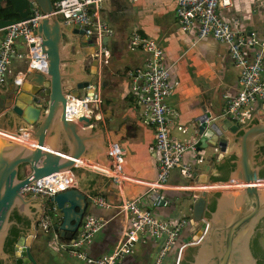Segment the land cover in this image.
Wrapping results in <instances>:
<instances>
[{"label": "water", "instance_id": "obj_1", "mask_svg": "<svg viewBox=\"0 0 264 264\" xmlns=\"http://www.w3.org/2000/svg\"><path fill=\"white\" fill-rule=\"evenodd\" d=\"M53 1L0 0V7L10 2L22 20L32 8L43 14L35 37V49L42 51L40 68L28 70L20 83L12 79V85L0 87V261L10 264H39L30 244L40 236L44 198L27 196L22 188L39 179L57 180L68 188L51 199L59 216L46 234H52L48 242L56 245L77 234L90 197L108 192L102 190L110 166L103 128L90 113L68 120L66 103L68 95L79 96L89 83L108 86V79L97 78L100 44L82 25L72 22L71 28L60 20ZM113 6L117 0L101 1L102 9ZM19 19H0V31L5 33ZM107 41L103 35L101 44ZM83 61L88 63L85 73ZM248 121L242 125L220 111L204 113L190 126L196 156L187 180L191 186H207L192 190L194 234L183 239L179 263L192 249L191 264H257L251 239L264 218V113ZM219 155L224 156L217 165ZM13 213L25 219L23 226L11 218ZM13 226L20 233L8 252L5 242Z\"/></svg>", "mask_w": 264, "mask_h": 264}, {"label": "crops", "instance_id": "obj_2", "mask_svg": "<svg viewBox=\"0 0 264 264\" xmlns=\"http://www.w3.org/2000/svg\"><path fill=\"white\" fill-rule=\"evenodd\" d=\"M117 2L118 6H113V9H102L100 12L102 20L110 25L111 32L108 34L106 44L109 61L97 76V78L102 77V82L108 79V86L101 84V114L97 124L98 127L103 128L106 144L108 140H112L124 150L121 162L123 181L121 186H117L109 177L102 187V190L108 188V192L95 194L103 196L112 206L102 208L90 204L88 213L104 221L103 227L94 235L91 244L86 248L87 254L91 257L109 254L117 245L123 219L116 206L124 198L140 197L145 200V207H151L155 214L162 218L184 216L191 220V217L183 214V211H186L188 206L191 212L193 192L207 186L198 182L192 183L191 186L189 180L182 176L177 168L173 169L168 180V189L159 190L163 196V204L152 205L153 191L149 186L157 177L154 127L145 115L144 107L134 102L129 94L131 83L129 72L141 67L148 54L141 48L131 47L133 34L138 33L140 36L154 40L164 53L170 77L175 82L174 90L168 98V103L176 113L171 127L173 137L187 138L179 127L193 126L194 120L204 113L212 115L220 111L224 113L223 96L233 95L239 88V70L230 59L228 46L212 36L198 38L196 24L187 31L182 30L173 1L117 0ZM4 5L5 3L2 2V6ZM219 13L230 22L239 35H249L254 32L258 39L264 41V0H231L229 6L219 8ZM60 20L64 21L63 18ZM67 24L72 28V24ZM3 35L4 32L0 31V40ZM87 64L83 61V73ZM26 66L25 59L11 60L9 66L11 74L8 79L10 85L12 79L22 81ZM80 92L84 93L85 89ZM251 111L250 120L264 113V101L255 102ZM25 136L29 134L25 133ZM106 156L109 158L108 152ZM223 156L219 155L217 165ZM191 158L192 154L185 152L183 160L189 163ZM192 227L191 221L188 229L186 228L180 235L179 243L188 235L194 234L191 232ZM39 232L40 236L37 240L44 239L50 249L47 252L43 251L40 249V244L33 247V243L37 240L32 241L30 250L39 264L85 263L70 256L65 249L59 252L53 249L54 246L48 242L52 234L42 232L40 227ZM159 246L160 242L156 241L140 243L136 248L134 245L122 264H154ZM69 256L75 259V262L68 260ZM169 261L175 264L174 248L170 251Z\"/></svg>", "mask_w": 264, "mask_h": 264}, {"label": "built area", "instance_id": "obj_3", "mask_svg": "<svg viewBox=\"0 0 264 264\" xmlns=\"http://www.w3.org/2000/svg\"><path fill=\"white\" fill-rule=\"evenodd\" d=\"M102 0H54V12L67 23L79 24L86 35L95 36L100 44L98 54L99 69L108 64L109 50L101 44L103 35L111 32V27L102 20L100 12ZM135 1V0H129ZM176 5V16L180 28L184 31L197 25V36H212L228 46L230 59L239 70V88L233 95H224V114L242 125L252 117V106L255 102L264 101V41L258 39L254 32L239 35L230 22L221 17L219 8L227 7L231 0H171ZM43 16L37 8H32L26 19L6 27L0 40V87H4L10 78V63L13 58L25 59L26 71L40 68L41 49H35L37 22ZM20 42V43H19ZM21 44V46L19 45ZM132 48H141L148 58L141 67L129 72L131 83L130 98L144 107L145 115L154 127V152L157 156V177L150 183L153 191V206L163 204L159 190L168 189V180L173 169H178L188 179L196 156V139L194 128L181 126L179 130L190 135L178 139L171 135V127L176 113L168 103L175 82L171 79L165 63L162 48L152 39L134 33L131 39ZM250 50V52H248ZM15 81V80H14ZM20 83L21 81H16ZM102 85L89 83L84 93L79 96H67L68 120L77 119V113H90L88 117L100 119ZM110 160L109 177L117 186L122 185L121 162L123 148L108 140ZM192 154L191 162L184 161L185 152ZM72 188H76L71 186ZM68 190L57 180L39 179L28 188H22L25 195H39L44 198L39 227L45 233L52 231L53 222L50 213L54 214V224L58 218V208L51 199L59 192ZM206 190V189H205ZM159 193V196H157ZM92 204L102 208L112 206L103 196L90 197ZM145 200L140 197L123 199L116 206L123 219V227L117 245L109 254L91 257L86 248L91 244L94 235L103 227L104 221L98 216L87 213L83 217L80 229L71 240L54 246L55 250H67L70 256L85 261L86 264H122L123 259L131 252L135 243L148 241L160 242L154 264H166L170 251L175 249V264L179 263L180 235L190 225L191 220L184 216L162 218L152 208L145 207ZM188 229V228H187ZM191 235H188V238ZM188 242H193L189 240Z\"/></svg>", "mask_w": 264, "mask_h": 264}, {"label": "flooded vegetation", "instance_id": "obj_4", "mask_svg": "<svg viewBox=\"0 0 264 264\" xmlns=\"http://www.w3.org/2000/svg\"><path fill=\"white\" fill-rule=\"evenodd\" d=\"M262 149L264 151V146L262 147ZM210 202L211 203L213 202V198L210 199ZM11 218L13 220H15L21 226L24 225L25 219H23L22 217L17 216L16 213H13ZM19 233H20V231H19V229H17L16 226H13L10 229L9 235H8V237L6 239V242H5V250L6 251L11 252L13 250L14 238L16 236L18 237ZM11 242H12V244H11ZM251 247L252 248L255 247V250H256V253H257V255H256L257 262L260 263V264H264V218L257 224V227H256L255 232H254V234L252 236V239H251ZM192 253H193L192 249H189L187 251L186 256L187 257H191ZM0 264H10V263L0 261Z\"/></svg>", "mask_w": 264, "mask_h": 264}, {"label": "trees", "instance_id": "obj_5", "mask_svg": "<svg viewBox=\"0 0 264 264\" xmlns=\"http://www.w3.org/2000/svg\"><path fill=\"white\" fill-rule=\"evenodd\" d=\"M0 19H15V20L19 19V14L13 9V6L10 2H6L4 6L0 7ZM261 175L264 176V170L261 172ZM214 206H215V202L213 201L209 205L210 210H213ZM16 238H17V236L14 238V241L16 240ZM11 244H12V242H11ZM251 250H252L253 255L256 257L257 253L255 250V247H253V248L251 247ZM169 258L166 261V264H171L170 263L171 261H169ZM190 262H191V257H186L179 264H191ZM257 264H260V263L257 262Z\"/></svg>", "mask_w": 264, "mask_h": 264}, {"label": "rangeland", "instance_id": "obj_6", "mask_svg": "<svg viewBox=\"0 0 264 264\" xmlns=\"http://www.w3.org/2000/svg\"><path fill=\"white\" fill-rule=\"evenodd\" d=\"M60 18H62L61 16H60ZM188 135H190L189 134V132L188 133H186V134H184V136L185 137H187ZM182 208H183V206H181ZM187 208H186V211H183V214H185L186 216H188L189 218L191 217L190 215H191V212H189V207L188 206H186ZM51 214V216H52V222H53V225H54V214H52V213H50ZM46 233V232H45ZM36 241V240H35ZM40 244V249H42L43 251H50V249L46 246V243H45V240L44 239H40V240H37V242L35 243H33V247L35 246V247H37L36 245H39ZM140 246V243H135V248L136 247H139ZM52 249V248H51ZM52 251V250H51ZM68 260H70V261H74L75 262V259H73V258H71L70 256H69V259ZM76 263H77V261H76ZM79 263V262H78ZM82 264H85V263H82Z\"/></svg>", "mask_w": 264, "mask_h": 264}]
</instances>
